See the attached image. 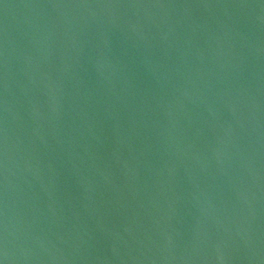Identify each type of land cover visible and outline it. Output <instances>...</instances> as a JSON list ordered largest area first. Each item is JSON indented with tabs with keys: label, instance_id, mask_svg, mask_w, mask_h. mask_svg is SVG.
Here are the masks:
<instances>
[{
	"label": "water",
	"instance_id": "1",
	"mask_svg": "<svg viewBox=\"0 0 264 264\" xmlns=\"http://www.w3.org/2000/svg\"><path fill=\"white\" fill-rule=\"evenodd\" d=\"M0 264H264V0H0Z\"/></svg>",
	"mask_w": 264,
	"mask_h": 264
}]
</instances>
